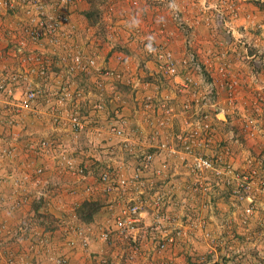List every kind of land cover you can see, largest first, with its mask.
<instances>
[{"label":"rangeland","instance_id":"374dc122","mask_svg":"<svg viewBox=\"0 0 264 264\" xmlns=\"http://www.w3.org/2000/svg\"><path fill=\"white\" fill-rule=\"evenodd\" d=\"M16 167L49 186L4 204L0 264H264V0H0L6 197ZM104 170L127 185L86 196Z\"/></svg>","mask_w":264,"mask_h":264},{"label":"built area","instance_id":"2783aa9c","mask_svg":"<svg viewBox=\"0 0 264 264\" xmlns=\"http://www.w3.org/2000/svg\"><path fill=\"white\" fill-rule=\"evenodd\" d=\"M19 51V50H18ZM66 90L64 89V93L62 96H60V102L61 104H65L66 101H68V93L65 92ZM26 93L27 97L26 99L23 101L25 102L24 105L26 103H34L35 99H36V95H37V91L35 89H30L28 90ZM21 102V105H23ZM48 102H46L47 104ZM53 114V112H52ZM56 122L57 119L53 118ZM68 121L70 122L71 126H73L74 128H80L81 124H80V118L79 115L77 113H70ZM111 132L113 135L117 136V137H123L124 136V128L120 125H116L111 127ZM9 151V150H6ZM6 151H4V153H6ZM5 156V154H4ZM62 158L66 159V156H63L62 154ZM145 161H143V166L144 168H148L149 165L153 162L152 161V155L148 154L146 155V157H144ZM69 167L67 168V170H71L73 171V174H76L77 172H81L82 170H78V171H74L72 169V167H70V163H68ZM194 169L196 170H201V169H206L207 167H209V162L201 157L199 158H195L194 163H193ZM26 167V166H24ZM2 172L0 171V174ZM5 173V172H3ZM11 174L13 175L14 178V187L12 189V191L10 193L7 194L8 197H6L4 194L1 193L2 187L0 186V211H3L2 208L4 204L8 203L11 204L12 209L17 208V206H21L22 204H25L27 202L26 200V195L25 193L28 192L30 186V189L35 190L34 187H38L39 185L42 186H49V184L47 183V181H41V177H44V169L40 168V167H31L30 170H27V168H21V167H16L13 169V171L11 172ZM81 174H83V172H81ZM5 175H0V185L4 184L6 182V180L8 179V176ZM40 177V178H38ZM45 179V178H44ZM83 180H85L86 182H88L87 177H83ZM49 181V180H48ZM86 182H84L83 186V192L86 196H89L93 193H95V191L97 190H101L103 191H107V190H114V189H122L127 185L128 180L124 179V178H118L116 179L110 171L104 170L102 171L99 175L96 181H94L92 184H87ZM28 183V184H27ZM48 184V185H47ZM24 188V189H23ZM18 189H21L18 193ZM23 191V193H22ZM36 191V190H35ZM40 192H36V194L38 195ZM35 194V195H36ZM39 196V195H38ZM7 200H10L9 202H6ZM139 207H137L136 204H133L132 201H126L125 206L122 208V210L115 215V217L113 218V222L110 225V228L107 227L104 231L101 232V238L103 240H106L109 238V236L111 234H116L117 235H123L124 237L128 238L129 236H135L136 232L138 231V228L140 227V225L142 224V219H141V212H139ZM2 212H0L1 214ZM160 219V218H157ZM156 224L153 223L152 227H154ZM151 227V228H152ZM88 230V229H87ZM82 232L85 233L84 231H80V235H82ZM87 233V231H86ZM16 239V238H15ZM81 245L83 247L86 246L85 241H81ZM138 252L132 251L130 254H126L124 256V263L123 264H130V261L134 258V255H136ZM139 254V253H138ZM56 264H63L62 260H56L55 261ZM8 264H29L27 263V261H25L24 259L22 260H9Z\"/></svg>","mask_w":264,"mask_h":264},{"label":"clouds","instance_id":"9594fccd","mask_svg":"<svg viewBox=\"0 0 264 264\" xmlns=\"http://www.w3.org/2000/svg\"><path fill=\"white\" fill-rule=\"evenodd\" d=\"M173 7H174V5H173ZM133 25H135V24H137L138 23V21H136V20H133ZM147 50L149 51V52H151V51H153V48H152V46H151V44H149L148 46H147Z\"/></svg>","mask_w":264,"mask_h":264},{"label":"trees","instance_id":"16d2710c","mask_svg":"<svg viewBox=\"0 0 264 264\" xmlns=\"http://www.w3.org/2000/svg\"><path fill=\"white\" fill-rule=\"evenodd\" d=\"M92 214H93V213H92ZM92 214H91V215H92ZM90 219H91V216H90ZM90 219H89V220H90ZM81 220H82V219H81ZM89 220H88V221H87V220H82V221L85 222V223H88V222H90Z\"/></svg>","mask_w":264,"mask_h":264},{"label":"crops","instance_id":"0c3cea01","mask_svg":"<svg viewBox=\"0 0 264 264\" xmlns=\"http://www.w3.org/2000/svg\"><path fill=\"white\" fill-rule=\"evenodd\" d=\"M32 188H35V187L33 186ZM6 204H8V203H6ZM2 206H4V205H2ZM30 263H31V262H30ZM34 264H36V263H34Z\"/></svg>","mask_w":264,"mask_h":264}]
</instances>
